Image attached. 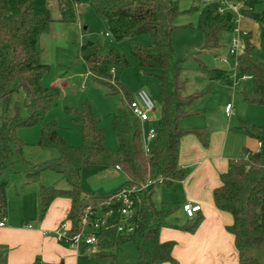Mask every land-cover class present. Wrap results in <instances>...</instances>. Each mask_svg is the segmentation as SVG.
<instances>
[{"label":"trees","instance_id":"obj_1","mask_svg":"<svg viewBox=\"0 0 264 264\" xmlns=\"http://www.w3.org/2000/svg\"><path fill=\"white\" fill-rule=\"evenodd\" d=\"M220 1L190 0V7L182 11L178 0H89L115 42L144 34L149 36L147 47L133 43L130 50L131 60L159 86V96L152 98L158 113L155 136L149 155H145L140 124L129 108L134 94L120 82V75L129 67V62L115 49L103 51L97 42L81 45L78 54L91 79L105 89L107 96L118 98V106L111 115L116 149L107 148L100 121L92 113L89 103L73 112L80 129L79 147L68 145L54 123H43L44 115L57 99L58 90L41 83L49 67L40 62V39L54 21L52 11L62 7L59 21L72 23L80 0H0V220L7 213V171L15 173V166L21 165L25 185L36 182L43 171H51L58 174L68 188H39V218L55 199H68L70 210L66 220L69 232L75 234L81 229L84 212L90 211L94 218L98 213L111 212L105 227L95 234L92 246L95 259L119 264L116 261L118 247L132 242L139 264L172 263L173 243H161L158 231L173 209L165 206L156 209L151 195L157 186L170 187L186 177V170L178 164L181 139L192 135L202 147H207L209 133L205 128H183L180 125L182 120L201 113L195 108L206 93L184 95L185 83L179 80L181 61L174 59L171 37L178 28L195 29L203 35L204 50L216 53L223 47L222 36L232 35L236 28L232 13H218ZM227 1L241 6V18L257 21L264 27V0ZM187 16L195 17L194 26L179 27L181 18ZM239 43L235 72L251 76L253 82L252 92L243 96L244 101L264 107V63L253 57L249 35L240 32ZM201 70L207 74L209 82L227 78V73L218 69L201 67ZM170 74L172 81L169 83ZM18 92L24 96V116L16 103L11 109L13 96ZM35 124L40 126L37 148L56 154L38 164L24 158L27 146L15 135L19 127ZM238 130L258 143L259 149L257 152L243 149V157L230 162L229 171L220 176V185L212 192V200L218 211L232 218V224L226 230L233 237L238 264H264V124L255 127L240 122ZM90 167L118 168L126 181L107 196L89 193L80 185V172ZM158 179H161L160 185L155 183L133 193V231L130 234L117 232L121 224L117 213L119 205L108 200L123 188L139 187ZM198 222L197 217L188 219L182 230L192 233ZM252 253L260 255L256 257Z\"/></svg>","mask_w":264,"mask_h":264},{"label":"rangeland","instance_id":"obj_2","mask_svg":"<svg viewBox=\"0 0 264 264\" xmlns=\"http://www.w3.org/2000/svg\"><path fill=\"white\" fill-rule=\"evenodd\" d=\"M49 3L53 5V2ZM179 7L180 10L185 11L190 7V3L186 5L184 0H181ZM58 9L60 10L62 7ZM59 10L52 11L51 16L54 21L58 20L56 16ZM74 11L76 14L75 21L64 25L68 30V35L65 37L67 38L66 40L63 37L62 39L60 38L61 42H58L56 47L57 56L55 61L45 64L49 67V70L43 75L41 83L44 87L57 89L58 96L53 107L44 115L42 120L44 124L54 123L58 128V133L68 145L79 147L81 145L80 129L77 116L73 112L81 110L84 103H89L92 113L100 121L107 148L114 151L116 142L111 127V115L118 106V98L107 96L105 89L95 83L90 76L86 75L85 68L79 59L78 50L81 45L91 41L99 43L103 51L112 48L125 55L129 62V67L120 75V82L124 84L131 94L144 90L151 98L156 99L159 96L158 82L153 77L144 74L143 70L131 60L130 55L133 43L147 47L150 39L148 35L144 34L134 39L115 42L107 33L105 21L96 14L89 0H80V5ZM195 21V17H183L179 21V27L188 24L194 26ZM237 25L242 33L250 36L253 45V57L264 63L263 25L257 21L243 18ZM60 36L62 35L60 34ZM231 37V33L222 36L221 44L223 47L216 54L204 50L203 35L197 30L183 28L174 30L171 37L173 56L175 60L181 61L179 80L185 83L184 95L206 93L195 108L201 111L198 114L200 116L196 115L182 120L180 125H184V123L190 125L203 123L209 125L210 123L226 124L228 120L223 115V108L228 104L234 108V118L236 120L255 127H260L264 124V107L250 105L244 101L243 96L252 92L253 82L249 80L243 83L241 81L242 75L235 72V57H230L227 53ZM44 48L45 52L51 50V45L48 43V45H44ZM223 55L228 58L225 64L218 61L219 57ZM201 67L221 70L227 73V78L209 82L207 74L201 70ZM168 79L170 83L172 81L171 74ZM13 103H16L17 107L21 109V116H24L22 111L24 96L22 92H18L13 96L11 109H13ZM1 113L0 107V116ZM153 116L151 125L144 126L146 131L148 126H155L158 113L155 111ZM39 130L40 126L35 124L19 127L15 131L16 137L27 146L24 158L32 163L41 162L37 160L46 159L49 155H56L52 151L37 148ZM243 135L247 138L245 134ZM253 142V140L249 139L248 143H251L250 146H242L239 149L238 159L242 158L243 149L250 150ZM14 170L16 171L15 173L11 170L6 172L9 184L7 193L10 199L16 197V194L21 191V182H25L24 168L21 165H16ZM84 173L85 169H82L80 172L81 179L83 177L81 175ZM34 183L42 187L49 186L61 190L68 188L65 181L58 174L51 171L40 173L38 180ZM158 189H160L159 186L152 192L151 202L159 210L164 205H160V190ZM11 209L12 213L15 214L16 210H13L12 206ZM252 255L259 257L260 254L252 253ZM262 258L264 259V257ZM93 261L92 264H107L106 261L98 260L94 257ZM116 261L119 264H139L138 253L132 242H126L118 247Z\"/></svg>","mask_w":264,"mask_h":264},{"label":"crops","instance_id":"obj_3","mask_svg":"<svg viewBox=\"0 0 264 264\" xmlns=\"http://www.w3.org/2000/svg\"><path fill=\"white\" fill-rule=\"evenodd\" d=\"M180 1L178 0L179 5ZM184 2L187 5L190 0ZM56 17L58 20L50 24L48 32L40 39V62L44 65L55 61L60 38L67 39L65 37L68 30L64 26L66 23L59 21V12ZM237 29L240 31L238 25ZM48 43L51 50L45 52L44 45ZM86 75L89 76L87 72ZM153 117L152 114L150 118ZM226 119V124L181 125L183 128H205L209 133V142L207 147H202L194 136L183 137L179 146L178 164L186 170L187 175L170 187L159 186L160 205L173 209L158 231L161 243H173V262L166 264H238L233 237L226 230L231 226L232 218L215 208L212 192L220 185V176L229 171L230 162L239 160V149L242 146L249 147L251 143H248L249 138L244 137V133L238 130L240 121L234 118L233 107L231 117ZM258 149L259 144L254 141L250 150H247L257 152ZM53 157L49 155L48 158L37 161L43 162ZM84 169L80 185L89 193L109 195L126 181L122 172L116 168ZM40 187L42 186L37 183L25 185L22 181L21 191L12 199L9 198L7 189V213L0 220V223H3L0 227V264H92L93 247H87L84 243L70 247L54 239V232L62 224L69 227L66 220L70 210L68 199H55L44 216L39 218L37 193ZM187 203L200 207V212L195 215L199 222L192 233L182 230L188 218L181 208ZM11 206L16 210L15 214L12 213Z\"/></svg>","mask_w":264,"mask_h":264},{"label":"built area","instance_id":"obj_4","mask_svg":"<svg viewBox=\"0 0 264 264\" xmlns=\"http://www.w3.org/2000/svg\"><path fill=\"white\" fill-rule=\"evenodd\" d=\"M240 8L241 6L239 4L230 3L227 0H221L220 8L218 10V13L221 15L229 12L235 16L236 28L232 33L230 44L227 50L228 56L235 57L234 68L236 67V58L240 47V31L237 29L238 21L241 19L239 15ZM227 59V56L223 55L219 57L218 61L222 64H225L227 63ZM251 79V76L248 75L241 76L242 82L249 81ZM129 108L132 112V115L138 120L141 127L142 150L145 155H149L150 145L155 136V130L154 127L148 126V129L146 131L144 129V126L148 124L151 125L152 119L150 118V116L155 112L154 102L146 91L140 90L132 96L131 102L129 103ZM223 112L226 118H230L232 115V106L229 104L226 105L223 109ZM155 183L157 185H160L161 179H158L154 182H147L145 185H141L139 187L123 188L108 200L109 203L117 202L119 205L117 213L121 217V224L117 227V232L130 234L133 231V226L131 224L133 193L139 192L142 189H145ZM181 210L186 218L192 219L197 213L200 212V207L187 203L182 206ZM92 214L93 213H91L90 211L84 212L81 221V229L78 233L71 234L66 225L62 224L54 232V239L58 243H63L70 247H77L80 243H84L87 247H92L95 244V234L105 227L106 220L111 215V212L98 213L95 218L92 216ZM2 226L3 223L1 222L0 227Z\"/></svg>","mask_w":264,"mask_h":264}]
</instances>
